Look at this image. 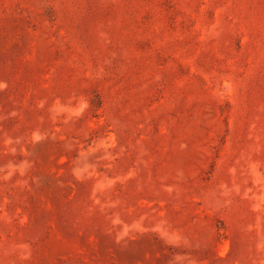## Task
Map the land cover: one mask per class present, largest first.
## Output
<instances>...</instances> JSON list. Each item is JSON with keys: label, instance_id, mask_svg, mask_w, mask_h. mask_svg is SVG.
Instances as JSON below:
<instances>
[{"label": "rangeland", "instance_id": "obj_1", "mask_svg": "<svg viewBox=\"0 0 264 264\" xmlns=\"http://www.w3.org/2000/svg\"><path fill=\"white\" fill-rule=\"evenodd\" d=\"M0 264H264V0H0Z\"/></svg>", "mask_w": 264, "mask_h": 264}]
</instances>
